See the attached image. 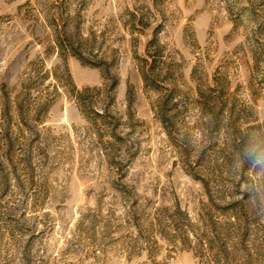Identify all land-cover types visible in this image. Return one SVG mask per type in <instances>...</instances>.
Wrapping results in <instances>:
<instances>
[{"label": "rangeland", "instance_id": "obj_1", "mask_svg": "<svg viewBox=\"0 0 264 264\" xmlns=\"http://www.w3.org/2000/svg\"><path fill=\"white\" fill-rule=\"evenodd\" d=\"M0 264H264V0H0Z\"/></svg>", "mask_w": 264, "mask_h": 264}]
</instances>
